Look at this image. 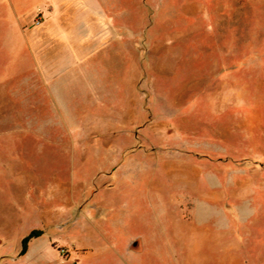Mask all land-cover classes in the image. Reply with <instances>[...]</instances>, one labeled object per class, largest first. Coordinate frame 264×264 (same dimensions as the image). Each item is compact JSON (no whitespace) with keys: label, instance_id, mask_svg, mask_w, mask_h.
Returning a JSON list of instances; mask_svg holds the SVG:
<instances>
[{"label":"rangeland","instance_id":"obj_1","mask_svg":"<svg viewBox=\"0 0 264 264\" xmlns=\"http://www.w3.org/2000/svg\"><path fill=\"white\" fill-rule=\"evenodd\" d=\"M89 5L58 26L25 3L28 47L43 39V55L15 56L0 0V264H132L120 249L132 234L149 244L133 264H264V185L240 193L264 180V0ZM41 64L75 71L36 90ZM176 158L202 161L203 178L219 164L225 189L235 167V201L221 202L233 232L205 226L182 243L161 226L155 179Z\"/></svg>","mask_w":264,"mask_h":264},{"label":"crops","instance_id":"obj_2","mask_svg":"<svg viewBox=\"0 0 264 264\" xmlns=\"http://www.w3.org/2000/svg\"><path fill=\"white\" fill-rule=\"evenodd\" d=\"M96 1V0H95ZM82 3L84 6H88L93 2V0H9L10 8L12 10L11 17L9 20V26L11 31L7 34L9 36L8 47L12 51L13 55H18L22 52L28 53L29 50L34 51L33 55L42 56L43 49L40 46L43 43V39H37L34 43V48L29 49V45H33L32 40H29V31L24 28L27 22V14L21 13L22 8L25 3H30L36 6V12L43 11L44 8L47 9V13L44 15L46 18V23L51 25L62 26L68 23V17L66 16V10L74 7L77 3ZM90 6V5H89ZM90 22V21H89ZM88 22V23H89ZM49 33L54 37L59 34V41L66 43L71 40L67 28H56L50 29ZM31 41V42H29ZM30 43V44H29ZM69 49V46H66ZM66 48V49H67ZM32 54V52H30ZM30 54V55H31ZM74 66H63L60 67H44L43 64L37 65L35 67V89L39 90L43 88V83L45 79V73H51V78H54L59 72H69ZM75 71V70H74ZM211 165V172L208 175L199 177V172L203 173L202 161H188L181 158H176L171 162H166L160 164L159 176L156 177V182L163 186L165 184L164 190L166 196L164 199L167 202V212L163 210L164 220L163 225L168 224L173 226L175 233H178L179 240L184 243L183 240L185 234L193 233L197 234L199 231L203 230L205 226L214 227L215 229H220L225 223L228 228V232H233V228L230 225L235 223L232 218L235 214L226 211L221 206V202L235 201L236 193V181L235 177L237 172L234 168H231L227 173L228 189H225V182L222 173L220 172L219 164L214 162H209ZM209 165V164H208ZM122 168V167H120ZM240 174H246L245 171L239 172ZM257 174L256 171H251L250 175ZM207 181L209 188L206 191L200 189V183ZM164 183V184H162ZM257 184L264 185V180L259 181L257 179H248L245 183V188L240 190V193L244 195L242 198H246L247 194L253 193L251 186ZM231 186V187H230ZM114 187V186H113ZM264 193V188L262 191ZM222 207V208H221ZM163 216V215H160ZM55 219V217H53ZM167 228V227H166ZM163 228L164 231L168 229ZM147 238L142 237L138 234L130 235L125 241L120 249L124 250V253L129 255L127 262L137 263L138 256H142L145 251L149 248ZM170 245V244H169ZM84 247H90L85 244ZM138 255V256H136ZM116 263H118L116 261Z\"/></svg>","mask_w":264,"mask_h":264},{"label":"trees","instance_id":"obj_3","mask_svg":"<svg viewBox=\"0 0 264 264\" xmlns=\"http://www.w3.org/2000/svg\"><path fill=\"white\" fill-rule=\"evenodd\" d=\"M35 232L33 233H30L29 235H27L23 241H22V250H21V253H25L27 251V248H28V242L29 240L35 235L34 234Z\"/></svg>","mask_w":264,"mask_h":264},{"label":"built area","instance_id":"obj_4","mask_svg":"<svg viewBox=\"0 0 264 264\" xmlns=\"http://www.w3.org/2000/svg\"><path fill=\"white\" fill-rule=\"evenodd\" d=\"M34 23H35L36 25H40V24H41V18H40V17L37 18V19L34 21Z\"/></svg>","mask_w":264,"mask_h":264}]
</instances>
